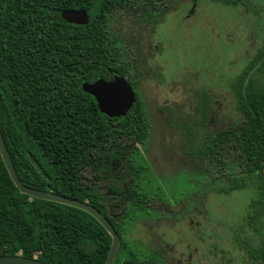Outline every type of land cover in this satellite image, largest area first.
Returning a JSON list of instances; mask_svg holds the SVG:
<instances>
[{"label": "trees", "instance_id": "16d2710c", "mask_svg": "<svg viewBox=\"0 0 264 264\" xmlns=\"http://www.w3.org/2000/svg\"><path fill=\"white\" fill-rule=\"evenodd\" d=\"M94 2L0 0V131L24 186L87 203L108 217L106 205L113 201L108 190L138 193L144 167L136 158L149 124L137 94L125 117L109 119L81 86L137 69L135 60L131 65L125 58L136 26L161 23L171 0H104L84 25L63 19L71 11H88ZM263 74L264 45L231 86L238 121L209 136L197 153L212 174L226 177L224 192L254 191L248 222L257 241L245 249L253 264H264ZM128 83L135 91L137 82ZM109 221L121 237L120 224ZM110 247L111 237L87 213L20 194L0 157V256L105 264ZM128 250L121 238L113 264H138Z\"/></svg>", "mask_w": 264, "mask_h": 264}, {"label": "rangeland", "instance_id": "374dc122", "mask_svg": "<svg viewBox=\"0 0 264 264\" xmlns=\"http://www.w3.org/2000/svg\"><path fill=\"white\" fill-rule=\"evenodd\" d=\"M192 4H171L154 35L161 47H152L146 56L150 63L137 89L149 124L147 143L136 158L144 167L143 189H138L166 204H171L168 197L190 192L200 180L194 167L206 169L197 155L204 140L238 121L231 86L264 45V0H245L235 8L209 1ZM253 196L247 189L233 194L232 202L223 200L225 207L242 214ZM156 220L157 213L138 215L137 226L130 220L135 223L126 228L130 244L146 252L145 228ZM165 228L154 237L172 246L171 231ZM218 242L207 239L192 247L205 255Z\"/></svg>", "mask_w": 264, "mask_h": 264}, {"label": "flooded vegetation", "instance_id": "af4514ba", "mask_svg": "<svg viewBox=\"0 0 264 264\" xmlns=\"http://www.w3.org/2000/svg\"><path fill=\"white\" fill-rule=\"evenodd\" d=\"M174 1L180 0H171L169 11ZM193 5L194 7L196 6L194 3ZM127 23H129L127 26L129 29H135L132 23ZM159 25L160 23H150L146 26L142 24L140 28L136 26V35L135 37L134 34L132 35L133 39L131 38L130 46L126 47V62L133 65L135 60L137 69L128 71L126 76L121 78L127 83L137 82L136 90L131 89L135 99H137V94L142 103L143 100L137 89L142 82L144 66L150 63V58H146V56L150 54L149 51L152 47L155 50L161 47L154 38ZM129 86L131 87L130 84ZM200 160L202 164L206 163V169L193 166L197 170L196 173L200 175V180L193 183V188L190 192L168 197L171 204H166L156 197L157 201L154 197L138 189V193H128L142 206V208L134 207L132 202L130 204L127 202L124 195H129L126 192H111L107 189V193L112 195L113 201L106 205L108 217L105 218H107L109 223L110 218L115 221L117 226L120 224L118 229L121 230V237L117 234L120 238V243L121 238L124 241L127 237L124 242L129 249L128 251L135 256L138 264H253L246 255L245 249L247 244L252 246L257 241L248 222V216L253 212L249 206L254 196L244 213H234L230 208L225 207L227 205L225 200L232 202V195L239 191L224 192L228 188L224 182L226 177L219 178L218 175H213L207 166V162L204 159ZM141 180L142 178L137 182V188L140 186V189H143V185H139ZM199 185L204 187L203 191H199ZM121 188L126 189L127 185L123 184ZM118 198L119 201L117 200ZM121 198H125L124 203ZM144 213H157V220L154 224L145 228L147 241L144 249H146V252H141L140 247H134L130 244L129 238L131 236L128 233L126 234V228H130L135 223L137 226L139 222L138 215ZM121 217L123 219L120 222L119 218L121 219ZM130 220H134L135 223L131 224ZM166 225H168V230L170 229V234H172V246L167 245L161 239L156 241L154 237L156 234L159 236V228H165ZM207 239L218 240L219 247L213 246L205 255L202 250L192 247L195 242L204 243ZM166 246H171L169 247V252H166Z\"/></svg>", "mask_w": 264, "mask_h": 264}, {"label": "water", "instance_id": "95a60500", "mask_svg": "<svg viewBox=\"0 0 264 264\" xmlns=\"http://www.w3.org/2000/svg\"><path fill=\"white\" fill-rule=\"evenodd\" d=\"M104 0H95L94 5L88 11L66 13L65 21L74 25H84L90 16H93L102 7ZM82 92L91 96L97 104L98 111L109 119L125 117L135 105V96L129 84L119 76H113L110 80L98 79L93 83H83ZM0 157L8 172V175L20 194L31 199L52 202L79 209L94 218L111 237V247L105 264H113L120 238L113 230L108 220L94 207L78 200L62 197L51 192L39 191L24 186L17 178L10 155L5 146L0 131ZM0 264H44L36 259H27L21 256H0Z\"/></svg>", "mask_w": 264, "mask_h": 264}]
</instances>
